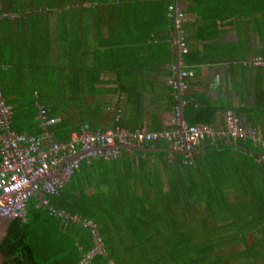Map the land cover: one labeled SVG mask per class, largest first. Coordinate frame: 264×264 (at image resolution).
<instances>
[{
	"label": "crops",
	"instance_id": "0c3cea01",
	"mask_svg": "<svg viewBox=\"0 0 264 264\" xmlns=\"http://www.w3.org/2000/svg\"><path fill=\"white\" fill-rule=\"evenodd\" d=\"M170 4L184 14L185 54L175 46L172 17L168 14L171 20L164 26L161 9L145 10L133 22L132 16H126L122 31L116 26L114 14L102 10L99 26L76 28L74 49L67 46V41L57 39V30L52 26L37 32L6 28L0 33V85L12 110V125L23 128L20 132L36 134L37 122V129L32 132H28L26 123L36 121L37 105L41 104L60 119L56 125L62 124L59 134L66 138L83 123L92 130L120 123L128 130L160 131L171 127L170 121L177 111L187 123L182 113L191 104L204 108V113L212 112V119L203 123L214 128L222 127L223 111L230 108L243 127L256 128L264 136V66L246 62L256 55L264 57V0H170ZM83 17L88 22V15ZM132 24L138 27L133 29ZM36 33L42 35V40L34 39ZM36 45L41 51H35ZM69 62H74V69L68 67ZM180 70L190 73L183 78V91L171 84ZM31 107L36 109L33 115ZM228 143L236 147L231 154L238 166L247 165L250 170L259 165L253 180L264 181V162L256 161L259 148L248 138ZM204 146V142L199 144L192 153L197 154ZM139 147L169 148L162 141ZM128 150L111 161L91 160L89 173L84 172L91 175L86 192H108L97 185L98 175L111 185H118L125 178L127 189L122 194L146 197L148 204L156 199V208L161 210L163 204L160 201L158 205L157 197L169 191L168 180L180 179L183 158L175 153ZM239 174L233 176L238 178ZM227 195L235 197L231 192ZM50 197L47 196L48 200ZM101 203L102 226L98 229L106 243L105 251L87 264H191L187 260L175 263L167 255L150 251L148 242L134 240L122 220L110 214L109 204ZM188 209L195 216L203 212L200 204L192 209L188 205ZM226 255L212 254L214 259L210 261L226 264ZM244 260L240 255L230 262Z\"/></svg>",
	"mask_w": 264,
	"mask_h": 264
},
{
	"label": "trees",
	"instance_id": "16d2710c",
	"mask_svg": "<svg viewBox=\"0 0 264 264\" xmlns=\"http://www.w3.org/2000/svg\"><path fill=\"white\" fill-rule=\"evenodd\" d=\"M169 3L170 0H0V33L12 27L28 28L37 32L39 29L52 26L57 30V39L67 41V46L74 49L76 28L90 29L99 26L102 10L114 14L116 26L122 31L127 23L126 16H132L133 22L136 21L137 14H142L148 9L150 12L161 9V19L166 26L171 20L167 8ZM84 14L88 15V22H84ZM135 27L138 26L132 24L131 28ZM41 37V34L36 33L34 39L42 40ZM35 51H41L39 45L35 46ZM71 59L72 57L70 61ZM73 64L74 62H69L68 67L74 69ZM48 109L49 115L52 116L50 108ZM31 110L33 115L36 109L31 107ZM204 110L187 104L182 116L190 124L209 122L212 119V112L210 115L204 113ZM12 122L13 117L10 122L13 130L20 132L23 129L12 125ZM35 122L33 120L26 123L28 132L37 129ZM61 125L55 124L50 128L51 132H54L52 135L55 140L60 142L67 139L66 136L59 134ZM203 142L205 144L203 149L197 154H191L190 163L180 165L182 167L179 169L180 179L168 180L169 191L157 197L158 205L160 201L163 204L161 210L156 208V199L149 200L148 204L146 197L122 194V191L127 189L124 186L125 178L121 179L118 185H111V182L101 180L98 175L97 185L104 187L108 192L87 193V187L91 185V175L84 172L89 173L90 163L82 164L63 190L51 196L49 201L57 208L92 219L98 227L102 226L99 204L108 203L110 214L122 220L121 224L127 226L126 229L134 240L148 242L149 248H152L150 251H157L161 256L167 255L170 261L175 263L187 260L191 261V264H214L209 260L210 255L219 248H226L227 252H224L227 254L226 264H231L230 259L240 255L246 260L233 261V264H264V181L253 180L258 174L259 165L251 166L250 170L247 165L238 166L237 160L231 154L236 147L230 143ZM121 151L129 150L119 148V154ZM176 156L184 158V155ZM236 172L240 173L238 178L233 176ZM226 191L227 194L230 192L235 194V197L228 196ZM34 203V198L27 200L24 219H11L0 242V252L6 257H13L2 264L77 263L91 246L89 232L74 223H67L62 227L59 225L61 223L58 217L43 210L48 217L56 218L58 222L53 226V233L48 230L46 237L44 236L40 242L34 240L30 226L34 219L39 218V210H42L35 207ZM198 204H202L206 215L197 217L200 214L197 213L195 216L191 211L195 217L194 223L199 222V226L190 229L186 223L184 210L188 209V205L192 209ZM218 221L222 224H217ZM98 230L102 234L100 228ZM56 233L60 236L50 241ZM220 238L225 241L220 243ZM233 238L235 240H232ZM252 238L254 240H251ZM237 244L243 247L234 249ZM135 246L132 245L133 248ZM150 251L147 252L146 249L147 253ZM220 263L223 264L217 262Z\"/></svg>",
	"mask_w": 264,
	"mask_h": 264
},
{
	"label": "built area",
	"instance_id": "2783aa9c",
	"mask_svg": "<svg viewBox=\"0 0 264 264\" xmlns=\"http://www.w3.org/2000/svg\"><path fill=\"white\" fill-rule=\"evenodd\" d=\"M168 14L173 19L175 46L179 53L185 54L187 47L184 38V14L174 4L168 6ZM246 62L264 66V57L256 55ZM189 74L186 70L178 71L177 77L171 80L173 88L177 91L185 90L183 78ZM190 99L195 105L194 100ZM11 117V107L6 102L0 85V214L10 219H24L25 204L29 198H34L35 207L45 208L49 215L58 217L61 223H74L86 229L90 235L91 246L75 264H86L93 256L104 253V243L97 223L78 213L54 207L47 196L61 192L82 164H89L93 159L117 158L119 149L114 147L116 144L143 146L166 142L170 149L185 151L183 162L189 164L193 150L203 141L228 143L248 138L260 150L256 161L264 162V136L256 128L243 127L230 108L223 111V125L219 128L206 123L187 124L177 111L168 129L146 131L142 128L128 130L113 126L92 130L87 123H83L77 131L71 132L61 142L53 138L50 130L51 126L59 122V118L50 116L49 109L44 105H37L36 134L13 130L10 127ZM65 159L67 160L56 172L58 164Z\"/></svg>",
	"mask_w": 264,
	"mask_h": 264
},
{
	"label": "rangeland",
	"instance_id": "374dc122",
	"mask_svg": "<svg viewBox=\"0 0 264 264\" xmlns=\"http://www.w3.org/2000/svg\"><path fill=\"white\" fill-rule=\"evenodd\" d=\"M101 177V179H103V176H100ZM202 205V204H201ZM184 206V205H183ZM185 209V208H184ZM40 212H39V218L38 219H34V221L31 223V226H30V228H31V230H32V233H31V235L33 236V238H34V240H36V241H38V242H40V240L42 239V238H44V236H45V234H46V231H50L51 233H53L52 232V230H53V226L55 225V224H57V219L56 218H53V217H48L47 215H46V213L43 211V210H39ZM184 216H185V218H186V223L187 224H189V226H190V229H191V227H193V228H195L194 226H199V222H196V223H194V216H192L193 214L191 213V211H189V209H185L184 210ZM206 214L204 213V211L203 212H201L200 213V215H198L197 217H199V216H205ZM31 218H32V216L31 215H29ZM30 217H29V219H30ZM196 217V218H197ZM194 223V224H193ZM197 224V225H196ZM211 224V223H210ZM57 236H60L59 234H55V235H53L51 238H50V241H53V240H55V238H57ZM46 237V236H45ZM62 238H63V236H62ZM232 240H235V238H233ZM49 241V242H50ZM225 241V239H222V238H220V240H219V242L221 243V242H224ZM63 242L65 243L66 241H65V239L63 238ZM241 247H243L241 244H237L236 246H235V248L234 249H237V248H241ZM219 252H227V249L226 248H219V249H217V250H215V251H213V254H217V253H219ZM231 253H233L232 251H231ZM263 254V253H262ZM263 257V256H262ZM210 259H212L211 258V255H210V257H209V260Z\"/></svg>",
	"mask_w": 264,
	"mask_h": 264
},
{
	"label": "water",
	"instance_id": "95a60500",
	"mask_svg": "<svg viewBox=\"0 0 264 264\" xmlns=\"http://www.w3.org/2000/svg\"><path fill=\"white\" fill-rule=\"evenodd\" d=\"M177 56V54H176ZM114 147L116 148H127V149H131L133 151H136V152H145V151H159V152H167V153H175V154H182L184 155L186 152L183 151V150H173V149H170V148H163V147H139V146H130V145H122V144H116ZM192 152V151H190ZM67 159L65 160H62L59 164H58V167H57V170L56 172L59 170L61 164L63 162H65ZM11 219L7 216H4V215H1L0 214V242L2 240V238L4 237V235L6 234V229L10 223ZM13 256L11 257H6L4 256L1 252H0V264H2L3 261H6L10 258H12Z\"/></svg>",
	"mask_w": 264,
	"mask_h": 264
},
{
	"label": "clouds",
	"instance_id": "9594fccd",
	"mask_svg": "<svg viewBox=\"0 0 264 264\" xmlns=\"http://www.w3.org/2000/svg\"><path fill=\"white\" fill-rule=\"evenodd\" d=\"M175 32V31H174Z\"/></svg>",
	"mask_w": 264,
	"mask_h": 264
}]
</instances>
